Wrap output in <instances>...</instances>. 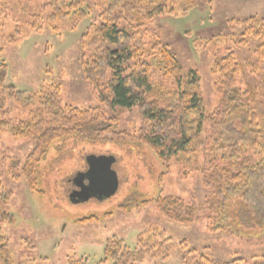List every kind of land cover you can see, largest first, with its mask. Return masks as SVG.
<instances>
[{
  "label": "rangeland",
  "instance_id": "rangeland-1",
  "mask_svg": "<svg viewBox=\"0 0 264 264\" xmlns=\"http://www.w3.org/2000/svg\"><path fill=\"white\" fill-rule=\"evenodd\" d=\"M160 4L162 14L141 26L146 46L154 40L161 41L174 52L183 70L198 72L199 91L205 112L209 113L220 100L212 65L229 48L241 63L250 58L246 48L233 42L231 33L237 21L264 18V0H161ZM42 7L43 0H8V3L0 0V60L8 66L5 83L29 94H37L43 82L55 83L61 88L62 105L83 108L101 105L105 117H109L110 105L99 104L95 86L90 85L80 68L81 36L91 22L98 23L96 8L86 0L81 6L84 16L69 14L50 25L49 8ZM31 13L40 16L36 25H42L41 29L31 27L30 24H35ZM121 24L127 25L125 21ZM156 77L167 87L175 80L161 71ZM240 80L242 85L253 84L254 77L244 69ZM256 102L257 114L264 124V100L256 98ZM29 110L7 99L2 112L16 122L27 120ZM140 122L141 115L133 107L111 129L132 132ZM202 135H206L205 130ZM93 137L88 139L82 133L56 141L37 166L38 191L33 192L26 187L20 172L33 143L9 131L0 133V185L12 193L5 206L14 217L12 223L1 227L9 239L13 264H68V260L79 258H84L85 264H110L103 261V247L108 238L119 237L131 249L138 250L137 236L149 228L163 233L153 242L166 239L169 246L166 252L161 249L156 253L152 249L137 264H197L203 261L202 256L214 262L235 259L243 260L244 264L260 262L258 259L264 256L263 226H259L262 233L242 227L246 235L237 236L229 229H213L212 218L204 216L211 213L205 209V203H215L217 199L214 187L206 185L200 169L208 173L207 162L219 156L217 150L207 156L198 148L187 162L171 158L165 165L148 147L112 143L104 138L92 140ZM208 143L212 146V140ZM256 152L257 148H251L243 157L253 162L257 159ZM91 154L114 158L111 170L117 181L116 190L104 198L74 200L71 179ZM227 167L230 172L236 170ZM157 195L175 196L190 203L197 208L195 220L177 223L167 219L153 201ZM87 216L96 219L78 221Z\"/></svg>",
  "mask_w": 264,
  "mask_h": 264
},
{
  "label": "trees",
  "instance_id": "trees-1",
  "mask_svg": "<svg viewBox=\"0 0 264 264\" xmlns=\"http://www.w3.org/2000/svg\"><path fill=\"white\" fill-rule=\"evenodd\" d=\"M85 1L43 0L42 8H49L47 22L50 24L69 14L84 16L81 6ZM88 1L96 8L99 20L98 23L91 22L81 36L80 68L90 85L95 86L99 104L110 105L109 117H105L101 105L86 108L62 105L61 88L55 83L43 82L37 94L5 83L8 66L0 60V112L7 99L30 109L27 120L16 122L6 118L5 112L0 113V133L9 131L13 136L33 143L20 166L26 187L38 191L37 166L56 141L82 133H86L88 139L94 136L92 140L104 138L112 143L148 147L165 165L171 158L187 162L198 148L207 156L217 150L219 156L207 162L208 173L200 169L206 185L214 187L213 195L217 199L215 203H205V209L211 213L204 216L212 218L213 229H229L233 235H246L243 228L262 233L259 226L264 227V124L257 114L256 98L264 100V18L251 17L235 22L237 26L231 33L233 42L246 48L250 58L241 63L229 48L212 65L220 100L207 113L199 91L198 72L183 70L174 52L161 41L154 40L146 46L141 26L162 14L161 0ZM29 16L34 17L35 22L30 24L31 27L41 29L42 25H36L40 16L32 13ZM121 21L127 25L122 26ZM244 69L254 77L253 84L242 85L240 76ZM160 71L175 79L171 86L156 79ZM133 107H137L141 115L137 129L132 132L112 130L111 126ZM204 130L206 135L203 136ZM209 140H212V146ZM251 148L258 151L253 162L249 157H243ZM8 166L12 173L11 163ZM227 166L236 170L230 172ZM11 194L0 185V264H13L9 239L1 227L14 221L5 206ZM153 201L162 215L171 221L191 223L195 220L197 208L181 198L157 195ZM95 219L87 216L78 221L86 223ZM162 236L156 228L138 234V250L112 236L105 241L103 261L137 264L152 249L156 253L161 249L166 252L169 240L153 242ZM201 259L203 261L197 264H244L240 259L226 262H214L207 256ZM258 260L260 262L256 264H264V256ZM68 264H85L84 258L70 259Z\"/></svg>",
  "mask_w": 264,
  "mask_h": 264
},
{
  "label": "water",
  "instance_id": "water-1",
  "mask_svg": "<svg viewBox=\"0 0 264 264\" xmlns=\"http://www.w3.org/2000/svg\"><path fill=\"white\" fill-rule=\"evenodd\" d=\"M113 161L114 158L108 154H91L85 158V163L88 166L86 175L91 177L90 188L92 190V195L104 198L115 192L117 181L111 170ZM71 197L74 200L85 201L90 197V194H86L82 191H73Z\"/></svg>",
  "mask_w": 264,
  "mask_h": 264
},
{
  "label": "flooded vegetation",
  "instance_id": "flooded-vegetation-1",
  "mask_svg": "<svg viewBox=\"0 0 264 264\" xmlns=\"http://www.w3.org/2000/svg\"><path fill=\"white\" fill-rule=\"evenodd\" d=\"M98 155H101V154H98ZM87 169H88V166L85 163L82 166V168L71 179L72 187H73L71 191H75V192L82 191L86 194H90V197L91 196L96 197V195H92V190L90 188L91 177H88L86 175Z\"/></svg>",
  "mask_w": 264,
  "mask_h": 264
}]
</instances>
